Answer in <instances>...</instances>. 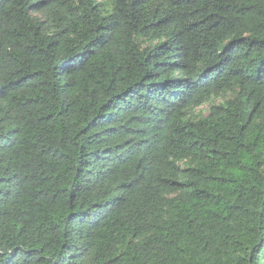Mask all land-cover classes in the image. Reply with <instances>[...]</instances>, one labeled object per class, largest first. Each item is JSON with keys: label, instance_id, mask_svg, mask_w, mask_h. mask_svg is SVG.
Masks as SVG:
<instances>
[{"label": "trees", "instance_id": "trees-1", "mask_svg": "<svg viewBox=\"0 0 264 264\" xmlns=\"http://www.w3.org/2000/svg\"><path fill=\"white\" fill-rule=\"evenodd\" d=\"M0 264H264V0H0Z\"/></svg>", "mask_w": 264, "mask_h": 264}]
</instances>
